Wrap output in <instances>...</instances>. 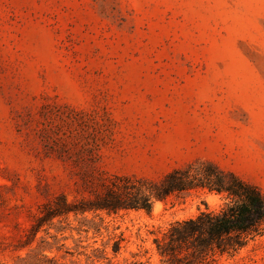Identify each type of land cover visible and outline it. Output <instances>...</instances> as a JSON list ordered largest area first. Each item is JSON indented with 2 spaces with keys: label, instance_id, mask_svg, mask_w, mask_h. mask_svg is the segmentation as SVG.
I'll use <instances>...</instances> for the list:
<instances>
[{
  "label": "rangeland",
  "instance_id": "rangeland-1",
  "mask_svg": "<svg viewBox=\"0 0 264 264\" xmlns=\"http://www.w3.org/2000/svg\"><path fill=\"white\" fill-rule=\"evenodd\" d=\"M262 104L264 0H0V264H162L154 239L221 197L30 229L108 176L157 182L203 163L261 180L244 165ZM208 264H264V233Z\"/></svg>",
  "mask_w": 264,
  "mask_h": 264
},
{
  "label": "trees",
  "instance_id": "trees-1",
  "mask_svg": "<svg viewBox=\"0 0 264 264\" xmlns=\"http://www.w3.org/2000/svg\"><path fill=\"white\" fill-rule=\"evenodd\" d=\"M93 198L69 204L61 198L45 205L30 232L38 233L42 223L87 213L116 215L135 211L150 213L155 201L183 197L201 191L222 198L218 210L200 212L196 217L171 225L163 236L154 239L162 264H208L215 252L233 253L249 240L264 233V196L253 185L231 172L199 163L173 170L159 181L140 177L100 178ZM122 239L114 240L112 251L120 249Z\"/></svg>",
  "mask_w": 264,
  "mask_h": 264
},
{
  "label": "crops",
  "instance_id": "crops-1",
  "mask_svg": "<svg viewBox=\"0 0 264 264\" xmlns=\"http://www.w3.org/2000/svg\"><path fill=\"white\" fill-rule=\"evenodd\" d=\"M245 130L247 138L246 168H260L264 170V104L256 105L247 112ZM241 180L250 185L264 184V173L260 175L261 180L238 174Z\"/></svg>",
  "mask_w": 264,
  "mask_h": 264
}]
</instances>
